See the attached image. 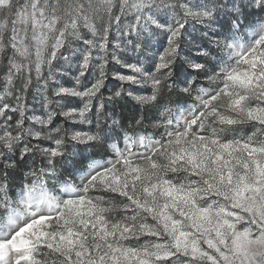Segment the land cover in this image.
I'll list each match as a JSON object with an SVG mask.
<instances>
[{
    "label": "snow or ice",
    "instance_id": "obj_1",
    "mask_svg": "<svg viewBox=\"0 0 264 264\" xmlns=\"http://www.w3.org/2000/svg\"><path fill=\"white\" fill-rule=\"evenodd\" d=\"M0 264H264V0H0Z\"/></svg>",
    "mask_w": 264,
    "mask_h": 264
},
{
    "label": "rangeland",
    "instance_id": "obj_2",
    "mask_svg": "<svg viewBox=\"0 0 264 264\" xmlns=\"http://www.w3.org/2000/svg\"><path fill=\"white\" fill-rule=\"evenodd\" d=\"M116 83H117V82H116L115 80H111V79H110V80L108 81L109 92H106V93H105L106 96L111 94V90H114ZM69 86H70V85H69ZM52 107H53L54 110H57V109H55V106H52ZM138 107H139V106L136 105V109H137ZM57 111H58V110H57ZM36 114H37V115H44V111H43L42 109H40L39 107H37ZM29 115H31V113H29ZM57 119H58L60 122L63 121V118H62V117H58ZM64 127H68V125L65 124ZM253 131H254V129H252L251 126H245V127L243 128V134H245V135H251ZM45 146H46V145H45ZM85 155H87V153H86ZM18 184H19V181L17 180L16 184L13 186V190H14V192H15V191H18Z\"/></svg>",
    "mask_w": 264,
    "mask_h": 264
},
{
    "label": "trees",
    "instance_id": "obj_3",
    "mask_svg": "<svg viewBox=\"0 0 264 264\" xmlns=\"http://www.w3.org/2000/svg\"><path fill=\"white\" fill-rule=\"evenodd\" d=\"M136 110V105L130 100L120 102L119 106L117 107V111L122 112L125 116L133 115Z\"/></svg>",
    "mask_w": 264,
    "mask_h": 264
}]
</instances>
